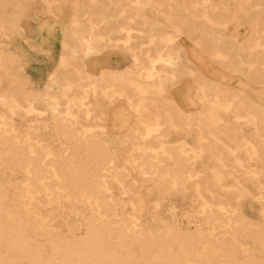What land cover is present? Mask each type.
I'll return each mask as SVG.
<instances>
[{
    "label": "bare ground",
    "instance_id": "6f19581e",
    "mask_svg": "<svg viewBox=\"0 0 264 264\" xmlns=\"http://www.w3.org/2000/svg\"><path fill=\"white\" fill-rule=\"evenodd\" d=\"M58 1L44 0L45 18L35 19L33 36H28L19 22L24 8L9 12L11 1L0 0V264H264V220L250 216L239 201L226 206L208 199L204 191L215 197V187L231 184L224 183L229 177L221 167L199 165L202 155L212 156L220 166H231L236 181L264 187V91L256 97L244 89L233 91L225 73H241L264 87V0H198L191 15L179 0H119L120 8L112 16L125 21L113 29L126 32L124 38L104 33L108 15L90 16L96 10L83 11L81 0L72 1L68 14L72 30L57 28L54 23L64 12L60 3L55 4ZM145 5L156 19L145 16ZM80 11L86 25H81ZM227 20L246 21L247 37L240 40L238 34L215 26ZM190 23L202 37L199 47L224 69L216 82L197 71L202 105L197 116L207 120L196 123L195 147L167 144L158 136L163 125L193 130L192 115L178 107L166 85L183 75L172 40L180 26L189 28ZM145 32L149 48L143 47L142 38L135 40ZM106 46L126 50L131 57L115 51L103 54ZM154 48L157 56L151 52ZM223 49L230 50L229 58ZM32 80L43 82V87L36 89ZM189 88H183L184 99ZM120 97L137 118L131 130L140 141L112 150L108 142L112 137L103 125L96 129L80 118L101 119L102 109L96 110L102 106L99 100ZM41 101L51 118L26 120L24 127L19 126L15 116L46 113L37 111L35 103ZM230 112L248 119L234 123L250 126L248 135L222 122ZM208 130L211 134H203ZM48 132L52 135L47 139ZM151 138L159 141L148 142ZM123 147L131 150H120ZM126 170L151 181L150 193L155 196L151 206L140 189L123 182L130 177ZM110 181L116 182L120 195L131 196L129 214L123 206L126 200L116 197ZM191 190L196 197L194 212L167 221L164 205L171 195ZM40 196L57 206L45 208ZM259 201L264 217L263 195ZM65 202L67 212L78 206L89 211L82 232L60 214ZM147 211L158 225L142 223ZM52 216L62 218L65 229L55 228Z\"/></svg>",
    "mask_w": 264,
    "mask_h": 264
},
{
    "label": "rangeland",
    "instance_id": "374dc122",
    "mask_svg": "<svg viewBox=\"0 0 264 264\" xmlns=\"http://www.w3.org/2000/svg\"><path fill=\"white\" fill-rule=\"evenodd\" d=\"M2 1V0H1ZM4 1V0H3ZM8 2V0H5ZM11 3L9 4V12H12L13 7H20L24 8L23 9V14L22 18L19 21L20 25L22 28L27 32L28 35L32 34V29L34 27V22L35 19L38 20H44L45 18V13H47V5L44 2V0H9ZM73 0H59L55 4L60 3V8L61 10L64 9L63 15L61 17H58L56 19L57 23H54L57 28L61 27H67L68 29L73 28L72 26V19L68 14L70 13V10L73 6L74 3H72ZM112 1V2H111ZM119 0H110L109 4L106 2V0H96V2H92L90 0H81V9L83 11H93L96 10L95 13H92L90 16L98 18L101 16L102 13H105L108 15L109 19V24H107L106 29H104V33L111 35L112 37H122L124 38L126 35V32H121L117 33L116 28L115 30L113 29L116 27L119 22H124V19L117 21L116 17H113L112 14H116L118 11L116 9L120 8L119 5ZM198 0H179V4H182L183 6H186V12H190L189 14L191 15V11L193 10V7L196 8ZM83 11H80V16H81V25L84 24L86 25L88 22L86 21V17L83 15ZM102 12V13H101ZM152 9L150 8L149 5H145L143 13L147 18L149 19L150 17L152 18H157L151 13ZM160 15H158L159 17ZM197 19H195V22ZM50 22H54L53 20ZM49 22V23H50ZM191 22V21H190ZM51 24V23H50ZM59 24V25H58ZM133 24V23H132ZM134 26L138 27V24L134 23ZM0 26H3V23L0 21ZM215 26H220L227 33H235L238 34V37L240 40H244L247 35L249 34V28L247 25L246 21L243 22H238V21H226L225 23L221 22L219 24H215ZM148 27V25H147ZM146 27V28H147ZM2 28V27H1ZM0 28V29H1ZM189 29V30H188ZM113 30V31H112ZM137 35V34H136ZM142 38L145 43H143V47H148L149 46V36L148 33H142L141 37L137 35L135 37L136 41H139ZM199 40H202V37H200L197 34V30L191 27V23L189 28H184L183 26H180V31L178 35L174 37L172 40V44L177 46L178 51L181 56V63H180V69L183 75L179 78H176L174 81H166V85L168 87V94H170L173 98L176 104L178 105L179 108H181L184 112L189 113L193 117V130H188L185 128L182 129H165V125L162 126V129L158 133V136L164 140H166L167 144H179V143H185L186 145H190L191 147H195L196 144L198 143V131L196 130V123L198 120L203 121L207 120L204 118H200L197 116V113L202 109V105L197 97V84H196V77H197V71L200 70L204 74L208 76L209 79L213 81H219L222 79V73L224 71L223 66L216 64L214 61H212L210 58H208L207 54L199 47ZM220 47V45L218 44ZM149 48V47H148ZM106 50V51H105ZM156 49H152L151 52H153L154 55L157 56V52L155 51ZM119 53L121 56H129V52L123 49H111V47L106 46L103 54H109L113 52ZM223 51L227 54V58L230 57V50L227 49ZM126 56V57H127ZM128 58V57H127ZM131 60V59H130ZM126 64V63H125ZM97 72V70H96ZM226 73V83L227 85L236 92H239L240 89H244V92H249L253 97H256V94L259 93L260 91H264V87H261L259 83L257 82H250L247 80L245 75L238 73L235 75L232 74V72H225ZM44 78L46 76L44 75ZM4 85V83H3ZM31 85L35 87L36 89H41L43 87V82H38L35 80H32ZM178 86V87H176ZM189 86V92L187 97L184 99L181 94L184 92V87ZM4 88V86H3ZM173 93V95H172ZM181 96V97H180ZM100 104L102 105L101 107L96 108V110L102 109L103 111V117L101 119L94 117L91 118L90 121L84 120L83 117L80 118L82 120V123L84 125L88 124H94V127L96 129H100L103 125L104 129L106 132L112 137L108 139V142L110 143L111 149L112 150H119V148H116L117 145L122 144L124 142L126 143H131V142H137L140 141L139 139L133 138L135 135V132H133L131 129L132 127L136 126L137 124V118L133 113V110L128 108L127 102L125 98L120 97L118 99H114L113 101L108 100L107 98H101L99 100ZM227 102V100L225 99ZM43 101L35 103V105L38 107L37 111H45V114H42L41 116H36V115H27V116H15V120L19 126L24 127L26 125V120H32V119H50L51 116L49 115L47 110H44ZM2 108V107H0ZM123 112V113H122ZM233 113H227L222 117V122L228 124L229 126L232 127V130H235L236 132H243L246 135H248L251 131L250 126H244V127H239L235 126L234 123L236 120L240 121L241 123L245 124L246 121L248 120L246 117L241 116L239 118H236L232 115ZM117 118L119 119H125V123H119L117 121ZM221 125V124H220ZM220 127V126H219ZM210 133L204 132L203 134H211V130H208ZM264 132V128L262 129ZM139 133H143V131H139ZM46 138L48 139L52 133L48 132L45 134ZM130 136V137H129ZM158 139L151 138L148 139V142L151 143H156L158 142ZM205 142V139L202 140ZM211 142V141H210ZM129 150V147H123L120 148V150ZM131 150V149H130ZM177 150V149H176ZM215 150V149H213ZM193 151V150H190ZM230 163V161H227ZM251 163H256L255 161H252ZM200 167L202 168H212L214 166L216 167H221L223 169L222 173L226 176L229 177L227 179H224V183L227 184V186L230 187H215L217 189V193L215 197H210L208 193L204 191V194L207 196L208 199H210L213 202H221L226 204V206L229 205V203H234V202H241L246 209L247 212L250 214V216H253L255 219L259 220H264V217L260 213V208H261V203L259 201V196H264V187L263 188H258L256 185H254L251 181L248 180H242L240 182L236 181L234 178V175H236L235 172H231V166L226 165V166H220L217 164L214 160V157L212 156H207V155H202L201 157V162H200ZM256 167V165L252 166ZM127 174H129L130 177L124 178L123 182L127 185V187L131 188H136L140 189L142 192L143 198L146 200L147 205H152V199H154V195L150 193L151 189V181L143 178L137 171L134 170H126L125 171ZM209 172H206L204 174H207ZM9 174V173H8ZM6 174V175H8ZM231 174V175H230ZM16 177L20 176V173L15 175ZM201 182H204L202 180ZM112 184V189L116 191V197H120L121 199H125L126 202L123 205L125 207V212L126 214H129L131 212V205L127 201L130 199L129 194H119V187L115 185L116 182L110 181ZM262 183H264V178L262 180ZM233 184V186H232ZM235 184V186H234ZM150 185V186H149ZM264 186V184H263ZM214 188V187H213ZM193 189V188H189ZM243 192V196H238L237 193ZM195 192L191 190V193H185V194H173L169 198L170 201L164 205V218L167 221H173L175 219H180L182 218L183 214L186 212H194V205L196 203V197H195ZM41 202L40 204L43 205L45 208H55L57 204H48L46 203L45 197L40 196ZM64 206L63 212L60 214H63L66 219L74 226V230L76 232H82L84 229V223L87 220V217L89 215V211L84 209V207L78 206L77 211L75 212H67L68 209V203H63ZM264 205V204H263ZM174 207L172 209L171 207ZM248 206V207H247ZM122 207V208H124ZM174 210L173 212H171ZM52 215H56L57 211H52ZM69 215V216H68ZM52 222L56 225L55 228L57 229H65L62 226V218L52 216ZM141 221L144 225H155L159 224L160 222L157 221V219H154L151 216V212L147 211L144 212L141 218Z\"/></svg>",
    "mask_w": 264,
    "mask_h": 264
},
{
    "label": "crops",
    "instance_id": "0c3cea01",
    "mask_svg": "<svg viewBox=\"0 0 264 264\" xmlns=\"http://www.w3.org/2000/svg\"><path fill=\"white\" fill-rule=\"evenodd\" d=\"M46 5V4H45ZM47 10V9H46ZM27 33V32H26ZM28 35V34H27ZM28 36H33V33L31 35H28Z\"/></svg>",
    "mask_w": 264,
    "mask_h": 264
}]
</instances>
